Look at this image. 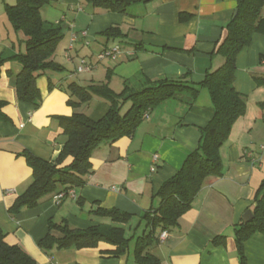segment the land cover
I'll return each instance as SVG.
<instances>
[{
  "label": "crops",
  "instance_id": "1",
  "mask_svg": "<svg viewBox=\"0 0 264 264\" xmlns=\"http://www.w3.org/2000/svg\"><path fill=\"white\" fill-rule=\"evenodd\" d=\"M7 5H15V0H0V55L23 53L25 38L10 23ZM49 6L41 10V16L46 22L60 24L69 47L73 34L86 33L85 39L77 40L78 47L89 45L93 53H99L119 44L125 54L97 62L95 54L76 47V58L63 62L66 48L61 42L54 61L64 71H48L38 78L42 95L39 106L18 100L16 76L22 66L7 62L2 67L0 101L6 103L4 112L9 119L0 121V227L7 244L20 247L38 264H134V249L130 248L125 255L113 257L102 253L112 249L106 244L98 249H66L50 254L38 245L48 234L51 221L78 230L109 225L124 230L125 235L132 231L133 224L141 229L142 215L159 205L154 194L197 149L201 130L215 115L206 88L200 89L191 107L181 99L169 100L151 110L133 136L96 149L93 173L86 177V184L74 189L75 196L66 197L60 205L51 194L34 209L11 213L33 180L22 153L28 151L56 164L66 141L59 118L74 112L68 105L69 84L85 88L108 84L116 93L124 89L126 81L135 88L146 80L201 84L208 73L225 64L218 50L228 36L238 2L149 0L133 4L127 14L97 10L89 0H58ZM113 26L120 28L123 39L100 35ZM83 59L93 64L94 70L76 76L73 73ZM235 76L234 87L245 98L246 112L234 124L222 148L223 175L205 180L190 211L151 250L162 264H242L235 228L248 211L253 212L256 192L264 180V27L238 54ZM91 102L93 109L83 105L79 111L98 121L109 105L97 96ZM71 163L69 158L63 166ZM97 208L117 209L131 218L126 224L115 223L93 214ZM157 234L161 238L163 233ZM54 235L62 237L58 232ZM220 237L224 239L215 241ZM244 251L246 264H264V234H254L244 244Z\"/></svg>",
  "mask_w": 264,
  "mask_h": 264
},
{
  "label": "trees",
  "instance_id": "2",
  "mask_svg": "<svg viewBox=\"0 0 264 264\" xmlns=\"http://www.w3.org/2000/svg\"><path fill=\"white\" fill-rule=\"evenodd\" d=\"M58 0H16L13 6H6L10 23L17 33L24 36L25 51L0 55V76L7 62H16L22 66L16 76L18 100L24 104L39 106L42 95L37 80L46 72L61 73L64 68L54 61L59 44L64 39L60 24L43 20L41 10ZM149 0H89L93 8L104 12L127 14L133 4ZM238 14L228 25V36L218 50L225 58L220 69L210 72L199 85L185 81H142L136 88L128 81L120 93L113 91L108 84L82 87L69 84L68 105L74 112L69 117H60L66 141L56 164L44 161L25 151L22 156L32 169L33 180L29 188L16 200L11 213L24 209H34L42 199L63 190L81 188L86 177L93 173L92 155L104 144H113L123 137L134 135L151 110L169 100L181 99L191 107L197 99L200 89L206 88L215 109L213 119L201 130V139L195 151L185 159L181 169L165 181L153 198L159 205L144 213L141 217L145 230L137 237L134 247V264H162L151 253L159 243L157 233L176 228L180 219L191 209V205L209 177L223 175L224 164L221 151L234 124L246 112V101L234 87L236 59L238 54L249 47L253 36L264 27V0H237ZM107 39H123L119 27L113 26L100 34ZM53 86L50 85V88ZM97 96L109 105L106 115L98 121L92 120L79 111ZM184 97V100H183ZM5 102L0 101V121H8L4 112ZM127 110L124 111V108ZM69 166H63L67 159ZM100 217L110 218L112 222L126 224L131 216L117 209L97 208L92 211ZM254 219L235 228L236 244L242 264H246L244 244L256 233L264 234V180L255 195ZM60 233L57 238L54 233ZM133 239V238H132ZM132 239L126 238L125 231L109 225L94 226L85 230L72 228L67 223H49V232L40 242L39 248L47 254L66 249H95L102 244L112 249L102 253L121 257L129 250ZM224 239L217 238L215 241ZM0 264H38L20 247L6 242V234L0 227Z\"/></svg>",
  "mask_w": 264,
  "mask_h": 264
},
{
  "label": "built area",
  "instance_id": "3",
  "mask_svg": "<svg viewBox=\"0 0 264 264\" xmlns=\"http://www.w3.org/2000/svg\"><path fill=\"white\" fill-rule=\"evenodd\" d=\"M80 38L85 39L86 38V33H80V34H73L71 37V45L69 47V52L73 51L74 47L73 44L75 42H77V40H79ZM122 54H125L122 47L119 44H113L111 46H108L106 48H104L101 52L96 53L94 55L95 59L97 62H101L105 59H117L119 56H121ZM128 54V53H126ZM94 65L89 63L86 59H83L81 61V64L76 68V70L74 71V75H78V74H85V73H89L93 70ZM148 115H145L144 118H147ZM74 197L75 196V192L74 189H69V190H62L58 193H56L54 195V201L57 205H60L61 202L66 198V197ZM167 237V233L163 232V234L161 235L160 240L164 241Z\"/></svg>",
  "mask_w": 264,
  "mask_h": 264
},
{
  "label": "rangeland",
  "instance_id": "4",
  "mask_svg": "<svg viewBox=\"0 0 264 264\" xmlns=\"http://www.w3.org/2000/svg\"><path fill=\"white\" fill-rule=\"evenodd\" d=\"M15 4H16V0H15ZM49 7H52V6H49ZM49 11H53V9L52 10H50V9H48ZM52 13V12H51ZM53 13H55L54 11H53ZM53 22H55V21H53ZM62 43H64V46H62V48H66V51H64V53H65V55L63 56V58H62V60H63V62H66L67 61V58L69 59L70 57L71 58H73V57H75L76 58V55H75V51H71V52H69L67 49H68V47H69V38L68 37H65L63 40H62ZM62 43H60L61 45H62ZM67 44V45H66ZM73 47H74V49L77 47V49L79 48H81V46L80 47H78V42L77 43H75V44H73ZM93 48V47H92ZM92 48L91 47H89V45H85V47H82L81 49L83 50V52H86L87 50L88 51H90L91 52V55H93V54H96V52L95 53H93V51H92ZM57 52V51H56ZM88 56H89V54H88ZM60 58H58V60H59ZM89 59V58H88ZM70 60V59H69ZM94 70V69H93ZM92 72V71H91ZM90 72V73H91ZM80 75H84V74H78V75H76V76H80ZM120 92H122V91H117V93H120ZM87 107H91L92 109L94 108V104L92 103V102H90L88 105H86ZM125 110H127V108L125 107L124 108V111ZM145 229V226H144V224H142V226H141V229H140V227L138 226V224H133V229H132V231L131 230H128V232H127V235H126V238H128V239H132V241L130 242V245H129V248L130 249H134V247H135V242H136V239H137V237L138 236H141L143 233V231L142 230H144Z\"/></svg>",
  "mask_w": 264,
  "mask_h": 264
},
{
  "label": "water",
  "instance_id": "5",
  "mask_svg": "<svg viewBox=\"0 0 264 264\" xmlns=\"http://www.w3.org/2000/svg\"><path fill=\"white\" fill-rule=\"evenodd\" d=\"M237 14H238V10H236V12H235V16H236ZM253 219H254V214H253V212L248 211V212L245 214L244 218H243V222H244L245 224H247V223H250Z\"/></svg>",
  "mask_w": 264,
  "mask_h": 264
}]
</instances>
